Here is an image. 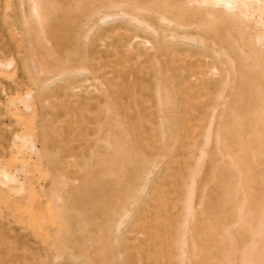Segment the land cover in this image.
Segmentation results:
<instances>
[{"label":"rangeland","instance_id":"1","mask_svg":"<svg viewBox=\"0 0 264 264\" xmlns=\"http://www.w3.org/2000/svg\"><path fill=\"white\" fill-rule=\"evenodd\" d=\"M41 1L44 12L42 28L40 24L34 23V27L31 28L30 32H27L23 24L22 12L27 14L30 12L29 1L25 0L23 3L24 5H22L20 0H0V154H3L4 150L6 151L5 157H10L11 151L14 148L16 149L15 143L20 145L19 141L17 139L15 140L18 134L27 135L29 139V141H27V147L31 142L35 143L36 149L31 150V156L25 159V164L19 161L15 163L14 167L12 165L13 169H17V175L20 177V182L22 181V184H20V182L19 184L22 186L20 187L19 184H16L20 187L16 189V185L14 184L16 190L14 188L12 189V196H21L18 198L16 196L11 197L16 200L18 204H22L20 207H24L23 204H27V200L26 198L24 199L25 201L21 200L24 198L22 194L24 195L29 179L35 177L37 195L38 193L40 194L37 199H40L39 201L42 206H45L53 188L55 191V188L58 186L57 184L55 187L52 183L53 175L55 174V177L59 176V183L60 178L63 182V185L59 184V188L57 187L54 193H56L55 195H59L63 202L60 203L58 201V203H60L58 205L59 207H64V211L61 210L63 214L61 213L62 217H60V220L63 223L65 221V224L61 221H59V224L56 221L48 223V227H41L43 229L41 230L40 227H36L32 225V223L30 224V218L27 216L28 212L26 213L27 210L24 214L22 210L21 214L23 221L21 220L20 223L19 220L17 221L18 215L16 213L11 214L4 206L2 209L3 212L0 211V236H2L0 238V246H2V248L0 247V255L1 258L3 257L2 264H83L81 263L83 260L80 258L77 259L81 261L77 259L75 261L74 259L77 256H81V258L82 256L86 257V250H88L87 257L91 259L89 264L92 263V260L94 261L92 264H103L102 260H105V258L113 259V264H228V255L231 254L229 251L232 252L233 250L232 241L230 243L229 240L230 236L228 238L229 234L225 232V228L229 226L232 227L238 246L234 264H241L242 247L250 240L251 226L257 224L255 220H257L260 214V208L262 207L261 196L264 194V140H262V136L257 133H248L249 125L245 124L242 126V95H238L237 92V85L240 81L239 73L235 77L236 81H230L225 87L222 83H218L212 89V92L215 94L220 91L222 93L218 95L219 97H217L216 100H214L215 98L211 100V102L215 101L214 104H216V117L214 116L215 129L213 128L214 133L208 146V154L210 153V157L201 160L199 170L196 173L194 193L195 214L189 225L191 227L189 229V236L186 244L187 251L182 258L183 263L177 260H180V258H175L179 256V251H177V247L172 245L179 239L181 233L184 231L178 225L181 224L183 220V202L186 194V185L189 182L190 170L196 166L198 161V159H196L198 151L196 150L199 149V141L201 139L197 136L198 132L194 130L198 127L197 120H199L198 118H200L201 115L198 116L197 111L196 113H190L188 118H186L187 116L184 117L185 115L182 114L180 116L178 115V109L180 108L185 112V106L183 103H178L177 108H174L171 102L174 98V87L177 82L174 78L175 71L171 70L162 78L163 87L160 90V95L163 101L160 105L157 104V95L154 93L156 91L153 80L151 79L152 73L147 77L146 82L150 90H148L147 87V89L144 90L145 92L141 95L143 89L138 85L132 87V91L136 92V96L142 98L146 97V99H142L144 103L141 100L142 103L138 109L141 110V115H144L149 124H154H152L153 126H147L148 123L146 121L143 123V130H145L144 132L148 135V140L154 138L158 139L156 136L159 137V135L154 136L151 134V130H153V132L158 130L161 110L163 113L165 111L168 114L166 119V136L163 139L160 138L161 140L159 139L151 143L149 148H144L148 159H138L136 161L137 167H141L142 165L145 166L144 168L146 171L142 173L144 179L140 177L141 180L139 178L135 180L134 176L132 177L129 175V167H126L128 171L123 177L117 175L111 176L110 179H108L109 176L108 178L100 177V174L106 167L107 159H101L96 155V152L101 153L106 151V155L108 156L111 152V148H109V150L105 147V145L108 144L106 140L110 134L115 133L116 135H120L121 131L118 130L119 128L116 126V120L118 119L116 108H111L108 111L107 109H100L107 101L105 97L113 90L111 83H113L112 80L116 77V72L122 67V65L117 64L118 60H122L126 57V53L128 54V64H130L128 68L130 74L128 72V75H131V77H128V80L130 81L132 79V82L136 84V75L140 74L141 67L150 65L148 63L149 61H147L148 55L154 54L155 52V49L151 47V45L155 44L156 41L163 42V40H165L169 43V45H166L167 43H164L165 41L163 42V44L166 45L165 50L168 55L165 54L161 56L160 59H164H161V61L164 62L165 60H173L175 58L174 64H176L180 70L179 73L186 75L183 82L190 85L195 93H198L196 83H198L199 80L197 76L192 75V69L189 67L190 64L196 61V57L192 55V51L198 47L197 41L194 42L198 36V31H195V27L196 25L199 26L201 20L203 23H207V20L209 21V19L213 17L209 18V16V19H206L207 17L201 13L198 15L191 13L187 18L186 16L188 15H186L184 19L187 23H191L192 25L196 23V25H193L195 29L192 27V30H190V28L187 31V28L185 29L183 27L177 30H175L176 28L174 27L169 30L166 25L167 23L158 18L159 14H157L156 11L141 16L144 17L147 24L153 26L158 31V34H155L154 32H146L138 28L133 21H127L128 17L136 15L131 10L127 11V17L116 15L117 9L109 6L110 0ZM127 1H138L139 4L145 7H153L149 0ZM178 1L179 3L183 2V0ZM189 2L191 3L192 0ZM94 11H98V14L93 18L92 14ZM194 15L195 17H193ZM213 19L215 22L214 26H211L210 31H217L214 33L217 42L215 46L218 48L219 52L222 53V56L214 65H210L207 68L208 75L203 77V79L205 81L206 79H210L219 82L228 75V67L225 63L227 60V52H229V54L230 52L232 53L230 43H235V38L239 39V32L235 30L234 26H231V24L230 28H227L226 24H228L229 21L227 22L228 19L225 17L220 19V22L217 21V17L216 20L215 18ZM215 24H218V27L215 26ZM212 27H217L218 29H212ZM116 28L117 30L119 28L121 29H119V31H114ZM179 29H185L187 32H190L195 39H183L185 34L182 35V33H185V31H180ZM174 30L177 31V33ZM171 32L174 33L172 34ZM123 33H125L124 36H122ZM190 33L187 35L191 37ZM229 33H231V37L228 35ZM165 34L168 36L166 35L164 39L161 38V36ZM176 34L177 36L174 38L173 35ZM178 34L182 36H178ZM244 36L245 41L250 40L252 42L248 32L244 34ZM155 37L159 39L156 40ZM179 37H182V39ZM139 38L150 42L147 43L145 47H142L139 44ZM177 40L178 42L180 41L181 44H175ZM30 43L32 44V50L35 52V57H33L29 50ZM170 43L174 45L171 44V47H167L170 46ZM130 44L133 49L129 52L128 46ZM176 45H179V52L178 55L174 57V55L171 56L173 53L170 52L176 49ZM251 45L253 46V43ZM251 45L244 46L245 53L252 52V50L250 52ZM234 46L235 45L232 47L236 55L237 48ZM139 47H141L142 56L137 60L135 58V53L138 51ZM172 47L174 48L172 49ZM167 48H171V50ZM224 52H226V54H224ZM86 56H88L91 62L94 59L92 62L93 64L100 65L98 77H93L96 71L94 67L92 68L90 63L85 62L84 57ZM244 56L247 57L246 55ZM171 57L174 58L172 59ZM32 59L38 64H41L42 67L49 69L48 73L40 75L44 78H49H46V82L48 83L46 86L48 87L45 86L43 88L39 81L33 80L31 76ZM202 59L209 58L204 56ZM9 62H12L11 65H9ZM163 65L165 64L163 63ZM84 78L87 79V82ZM72 79L73 82H75L73 83V88H71L73 91L65 90L64 92L62 89L59 90L66 81H72ZM77 83L79 84L77 85ZM56 87L58 89H56ZM149 91L150 93H148ZM202 91L203 90H201V92ZM125 93L126 92H121V95L124 96L122 97V99H124L122 102L127 104V102H130V96L128 93ZM18 95L19 97L17 98ZM168 96L171 97L168 98ZM23 97L26 98V101L31 106L28 110L24 108L23 99L25 98ZM86 98H90V101L87 102L85 100ZM147 99H150L149 104L147 103L149 100L145 101ZM200 99L203 102L208 101L206 94H202ZM192 101L196 105L199 104L198 97H194ZM145 103L149 107L146 106ZM150 103L152 106H150ZM233 107H236L238 110L237 116L241 119L237 118L233 121L234 114L231 112ZM16 110H20V112ZM121 113L124 115V120L128 121L126 115L123 114V112ZM177 116L179 118L184 117L182 120H186L189 123L188 125L184 124V126L182 125L180 127L179 144H177L178 142L176 140L177 143L175 142V146L177 145V149L173 146V150L172 144L174 141H172V136L175 130ZM148 117L150 119H147ZM207 118L208 117H206V119ZM218 131L221 133L220 142L216 141V132ZM242 141H244L245 145L242 144ZM63 142L64 144H62ZM12 145H14V148L11 147ZM170 147L172 153L174 152V159L164 157L166 155V150L170 149ZM189 147L192 149L191 152L188 149ZM56 148L59 149L58 153H61H59V155L61 158L63 157L62 160H64L62 162L60 161V165L54 166L55 169H53L49 164V157L46 153L52 154L56 152ZM91 149H93L92 151L95 152V154L91 152ZM187 150L190 153H188ZM36 151H40L41 153L39 158L37 157ZM228 151L239 157V159H236V165L242 170L244 178L243 185L242 173L238 172L232 159L225 156ZM188 154L192 155V159ZM188 156L190 157L189 159H187ZM145 161L147 162L145 163ZM86 163L88 164L87 169L85 168ZM168 168L170 169L169 171H171L169 173H167ZM164 170L167 171L165 172ZM147 172H149V175ZM145 173L148 176L143 175ZM162 174H164V176ZM97 176L101 178L100 180L98 179V181ZM168 176L171 177L169 178ZM113 177H116L115 180L118 181L117 183H115L116 181L113 182ZM119 177H121V179ZM103 178L106 179L107 182L113 179L111 180L113 183L109 182V186H107V182ZM137 180H139V182ZM103 181H105L104 183L106 186ZM92 182H95L93 184H96L97 187L96 185L88 184ZM100 184L104 185L107 192L105 190V192L102 191L104 187L99 188ZM117 185H122L121 187L123 188H121V193L118 192L120 188ZM91 186L96 188H92ZM128 188L130 189V193L134 191V189L136 190V196H134L135 194H133V192L131 193L132 195L127 194L130 196L129 198L132 197L131 200H127L128 196L125 194V190H128ZM245 190L251 198L247 207V218L249 221L242 225V218L240 217L239 210L242 206V191ZM85 192H87V194ZM102 192L104 193V197L101 196L103 194ZM117 193L123 194V196L121 195L122 198L120 194L117 195ZM93 194L97 195L93 196ZM107 195L108 197L112 196V199L108 198ZM101 197L102 199H100ZM149 197L151 198L149 199ZM113 198H115V201ZM119 198H121L119 201H121L123 205L118 201ZM134 198L137 199V202H141L138 203L140 204L138 207ZM96 199L98 200L96 201ZM103 199L104 205L108 204L107 206H104L103 203L101 204ZM158 200L159 202H157ZM73 201L76 202L74 203ZM98 201H100L99 204L97 203ZM118 203H120L119 206L116 205ZM112 205L118 207L117 213L124 218L125 222L118 230L115 227V229H113L115 224H110V227L115 233L112 230V242L108 241L109 243H105L104 240L102 242L101 239L99 240V238L96 237L100 234L99 227L103 228L107 223L106 220L109 221V223H114V220H120H117L119 218V216H117L118 214H115V212L113 213L114 206ZM172 205L174 207H172ZM73 207L76 208L72 209ZM136 207L138 210H133L136 209ZM70 209L72 211H70ZM124 209L129 210L128 215L123 213L125 212ZM102 210L104 213L102 212L101 214ZM130 210H133L134 214H131ZM116 216L118 217L117 219L113 218ZM88 217L90 220H98L99 222H97L99 225L95 221H93L95 222L94 224L92 222L90 223V220L89 222L88 220L85 222V219H89ZM15 219L16 221H14ZM111 220L113 221L111 222ZM138 222L140 223L137 224ZM57 223L60 225L58 226L59 228L65 226L67 232L62 227L63 230L60 229L62 232L64 231V233L60 232L59 229V231L57 230L59 233H56ZM77 223L79 226H77ZM85 224L88 226L84 227L86 226ZM31 226H34V228H31ZM1 228L3 230H1ZM33 229H36V231ZM81 229L83 230V233L80 232L82 236L78 233V230L81 231ZM44 230H47L49 235H46L47 232ZM38 235L41 236L40 238L43 237V241ZM50 235L51 238L49 237ZM57 235L59 238H57ZM53 237L56 242L53 241ZM115 237H117V239H114ZM44 238L47 239V241ZM64 241H68L67 244ZM8 243H10V245ZM102 243L106 245L107 251L105 249V251L100 250L103 245ZM3 246L5 247L3 248ZM9 246H11L10 249ZM86 246L88 247L87 249ZM98 246L100 247L98 248ZM160 247L161 249L159 250L158 248ZM61 248H64V250ZM67 248L72 249L70 250L72 252L70 255L68 254L69 251ZM169 248L170 252L168 253ZM96 251H98L100 255ZM80 253L81 255H79ZM67 254L69 256H71V254L76 256L68 257ZM155 255H157L156 258ZM259 255H256V259L260 258ZM89 258L88 261L90 260ZM85 259L84 264H88V261Z\"/></svg>","mask_w":264,"mask_h":264},{"label":"bare ground","instance_id":"2","mask_svg":"<svg viewBox=\"0 0 264 264\" xmlns=\"http://www.w3.org/2000/svg\"><path fill=\"white\" fill-rule=\"evenodd\" d=\"M24 1L25 0H20V3H22V5H24L23 4ZM28 1H29V4H30V12L28 14L22 12V17H23V24H24L25 28L27 29V32H30L31 28L34 27V25H33L34 23L40 24L41 28H42L44 12H43V7H42V1L41 0H28ZM149 1L152 3L153 7H145V6L141 5V4H139L138 1L137 2H130V1H127V0H110L109 6L117 9V12L115 13L116 15H121V16H125V17H127V15H128L127 11L131 10L136 15H131V17H128L127 21H133V22L136 23L138 28L143 29L146 32L147 31L154 32L155 34L156 33L158 34V31L153 26L147 24L145 22V20H144V17H141V16H145L147 14H150V12H154V11H156L157 14H159L158 18L160 20H162V21L167 23L166 25L169 28V30H171V28H174V27L176 28L175 30H177L178 28H182V27L185 28V29L187 28V31L190 28H191L190 30H192V27L193 28L195 27L193 25H196V23H194L193 25L191 23H187V21L184 19L185 16L188 15V16H186V18H187V17H189V14H191V13L195 14V15H198L199 13H201L202 15H205L207 17L206 19H209V18L213 17L216 20V17H217V19H218L217 21L218 22H220V19L225 17L226 19H228L227 22L228 21L230 22V23L228 22V24H226L227 28L229 29L230 28V24H231V26H234V29L239 32L238 33L239 39L235 38V40H234L235 43H230V49H231L233 54L231 52H230V54H229V52H227V60L225 61V63L227 64V67H228V75L224 79L219 81V82L212 81L210 79H206V81H205L203 79V77L208 75L207 68L210 65H214L215 62L218 61L219 58L222 56V53H220L218 48L215 46L217 44L216 37L214 36L215 35L214 33H215L216 30H212L214 32L210 31L211 26H214V22H215V21H213L214 19L212 18V19H209V21L207 20V23H203V21L201 20V23H199V26L196 25V27H195L196 29L195 28L194 29H195V31H198V33H197L198 36H197V39L194 40V42L197 41L198 47H196V49L192 51V55H194V57H196V61H194V63L190 64L189 67L192 69V71H191L192 75L197 76V78L199 80L198 83H196L198 93H195L191 89L190 85H188L185 82H183V79H185L186 75L183 74V73L180 74L179 73L180 70L178 69L177 65L174 64L175 60H176L174 57L176 55H178V52H179L178 51L179 50L178 47H179V45H176L177 47H175L176 48L175 50H171V48L170 49L167 48V49L171 50V52L169 50H167V51H169L170 53H173L171 56L174 55V57H171V58L172 59L174 58L175 59V60L173 59L174 61L173 60H165L164 62L161 61V59H163V58L160 59V57L166 54V50H165L166 49V45H169V43H167L165 40H163L166 37L167 34L162 35L163 37L161 36V38H163L162 39L163 42L165 41L164 43H167L166 45L163 44V42H160V41H156L155 44L151 45V47H153L155 49V52H154V54L148 55V60L146 59L147 61H149L148 63L150 65L147 64L148 66L141 67L140 74L138 73L139 75H136V77H137L136 78L137 80L135 79L136 84L134 82H132L133 80L131 78H130L131 79L130 81L128 80V77L129 76L131 77V75H128V72H129L128 68H129L130 64H128L129 57H127L128 54L126 53V57L123 58V59L121 58L122 60H120V61L118 60V62H117V64L122 65V67L120 66L121 68L116 72V77L112 80L113 83H111V84L113 86V90L110 93L111 95L109 94L107 97H105V98H107V101H106V103L104 104L103 107L102 106L100 107L101 110H104V109L106 110L107 109V111L110 110L111 108H116V112H117V115H118V119L116 120L117 121L116 122V126H117V128H119L118 130H121L120 131V135H116L115 133L110 134V136L106 140L108 144L105 145V147L108 148V149L111 148V152L109 153L108 156L106 155V153H107L106 151L101 152V153L96 152V155H98L99 158L104 159V160L107 159L106 160V167H105L104 171L101 174L100 173L99 174L101 175L100 177H104V178L105 177L108 178V176H109L108 179H110L111 176H114V175L123 177V176L126 175V172L129 170L130 171L129 172L130 174L128 173L129 175H131L132 177L134 176L135 180H136V178L137 179L139 178L141 180L140 177H142V173H144L146 171L145 168H144L145 166L142 165L141 167H137L136 161L138 159H144V160L148 159V157H147V155H146V153L144 151V148L145 147L149 148V145H151V143H153L154 141L159 140L160 138L163 139L166 136V129H167L166 119L168 117V114L165 111L163 113V111L161 110L160 121L158 122L159 124L157 123L159 125L158 126V130H157L158 132L157 131L153 132V130H151L153 132V133L151 132V134H153L154 136L155 135H159V137L156 136L158 139L154 138L152 140H148V135L144 132L145 130H143V128H144L143 127V123L146 121V118L144 117V115H141L142 112H141L140 109H138V107L141 106L140 104L143 101L142 99H144V98L146 99V97L142 98V97L136 96L135 95L136 92L132 91V89H133L132 87L134 85H138L141 89H143V92L141 93V95H142L145 92L144 90H146L147 87L149 86V85H147L146 82H147V77L150 76L151 73H152L151 74V79L153 80V84H154L155 91H156V92H154V90H153V92L156 93V95H157V104L160 105L162 103V101H163V99L161 98V95H160V90L163 87L162 78H163V76H165L168 72H170L172 70V71H175L174 72V78L176 79L177 82H176L175 87H174V94H173L174 98H173V100L171 102L173 103L174 108H177V104L178 103H180V104L183 103V105L185 106V112L179 108L178 109V115L180 116L182 114V115H185L184 117L187 116L186 118H188V115L190 113H196V111L198 112V116L201 115V117L198 118L199 120H197L198 127H197V129L194 130V131L198 132V133L196 132L197 136L201 139L199 141V144H200L199 149L196 150V151H198V154L196 156V159H198V161H197L196 166H194L190 170L189 182L186 185V194H185V198H184V202H183L184 203L183 220H182L181 224L178 223L179 224L178 226L181 229H183L184 231L181 233V236L179 237V239L176 240V242H174V244L172 245V246L177 247V251H179V253H178L179 256H177L175 258L176 259L180 258V260L179 259H177V260L179 262L181 261V263H183V259L182 258L186 254V251H187L186 244H187V241H188L189 229L191 227L189 225H190L191 219L193 218V216L195 214L194 213V211H195V208H194V193H195V186H196V183H195V181H196V173L199 170V165L201 163V160L205 159L206 157H210V155H209L210 153L208 154V150H209L208 146H209V144H210V142L212 140V136H213L214 129H215L214 128V121H215V117H216L215 116L216 104H214L215 101L211 102V100L214 99V98H215L214 100H216L217 97H219L218 95H221V93H222L221 91L219 93H217V94L212 92V89L216 86V84L222 83V85L225 87L226 85L229 84L230 81H233V80L236 81L235 80L236 75L238 73L240 74V81H239V83L237 85V90H238L237 92H238V95H242V126L245 125V124L249 125L248 133H250V132L257 133V134L261 135L262 136V140H264V0H192L191 3L189 2L191 0H185V1L183 0V2H181V3H179L178 0H177L178 3H177L176 0H149ZM97 14H98V11H94L93 14H92V17L94 18ZM195 15L193 17H195ZM201 18H202V16H201ZM189 19H192V18H189ZM206 19H204V20H206ZM217 25L215 24V26H217ZM219 25H222V24H219ZM217 27H212V29L213 28L216 29ZM119 29H121V28H119ZM119 29L117 30V28H116L114 31H116V30L119 31ZM185 29H182V30L179 29L180 31H183V30L185 31V33L184 32L182 33V35L185 34L183 36V39H189V40L192 39L193 36L191 35V33L187 32ZM226 31L229 32L228 30H226ZM175 32L177 33V31H175ZM247 32L250 35V37L252 39V42L250 40H246L245 41L244 34H246ZM171 33L173 34L174 32H171ZM188 33H190L191 37L189 35H187ZM124 34L125 33H123L122 36H124ZM230 34L231 33H229L228 35L231 37ZM182 35L178 34V36H182ZM175 36H177V34L173 35L174 38H175ZM179 38L182 39V37H179ZM155 39L157 40L159 38L155 37ZM176 39H177V37H176ZM193 39H195V38H193ZM29 42H30V40H29ZM149 42L150 41H148V40L139 38V44L142 47H145L146 44L149 43ZM177 42H178V40L176 41L175 44H181L180 41L178 43ZM252 43H253V46L251 45ZM171 44L174 45L173 43H170V46H167V47H171L172 46ZM31 45L32 44L30 43L29 50L32 53L33 57H35V52H34V50H32ZM126 45H128V44H126ZM233 45H235L234 47L237 48L236 55H235V52H234L235 50H233V47H232ZM245 45H249V46L251 45L252 46L250 48V52L252 50L251 53H245L244 52V46ZM173 48L174 47H172V49ZM132 49H133V47L130 44L128 46V51L130 52ZM169 52H167V53H169ZM224 54H226V52H224ZM248 54H250V55H248ZM166 55H168V54H166ZM244 55H246L247 57H245ZM141 56H142L141 47H139L138 51L135 53V58L137 60H139L141 58ZM204 56L209 58V59H202V57H204ZM84 59H85L86 63H90L91 64L92 68L94 67V70L96 71V74H94L93 77H98L99 76L98 75V70H99L100 65L98 66V64H96V65L93 64L92 62H93L94 59L91 62V60L88 58V56L84 57ZM11 63L12 62H9V65H11ZM32 63L33 64L31 66V71H32L31 76H32L33 80H35L37 82L39 81L40 85L44 88L48 84L46 81L49 78L46 77L47 78L46 79V78H44V77H42L40 75L41 74L44 75V74L48 73L49 69L42 67V65L38 64L34 59H32ZM163 63L165 65H163ZM95 71H94V73H95ZM129 74H130V72H129ZM76 75H78V74H76ZM86 78H84V79L87 82ZM232 78H234V79H232ZM88 80H90V79H88ZM81 81H83V80H81ZM178 81L182 83V86H181V83H179ZM73 83H75V82H73V79H72V81H66L65 84L62 85L59 88V90L62 89V90H64V92H65V90H72L71 88H73V85H74ZM78 84L79 83H77V85ZM138 86H136V87L139 88ZM234 86H235V84H234ZM46 87H48V86H46ZM80 88H82V87H80ZM149 88L150 87H148V90H150ZM56 89H58V88L56 87ZM201 90H203V91L201 92ZM121 92H126V93L129 94V96H130L129 97V101H130L129 103L127 102V104H124L122 102L124 100V99H122V97H124L123 96L124 94L122 93L123 95H121ZM66 93H67V91H66ZM148 93H150V91ZM202 94H206V96L208 98L207 102H203L200 99ZM137 95H140V94H137ZM29 96H30V94H29ZM18 97H19V95L17 96V98ZM25 97H23V98H25ZM170 97L171 96H168V98H170ZM194 97H198L199 98V104L198 105L193 103L192 99ZM17 98H15V99H17ZM147 98H148V96H147ZM152 98H153V96H152ZM11 100H10V103H11ZM85 100L87 102H89L90 98H86ZM145 101H148L147 103L149 104L150 99H147ZM23 102H24L23 104L25 105L24 106L25 109L28 110L29 108H31V106L26 101V98L23 99ZM143 103H144V101H143ZM145 104H142V105H145ZM146 106H148V105L146 104ZM150 106H152L151 103H150ZM18 107H20V106H18ZM150 109H149V111H150ZM16 111L20 112V110L19 111L16 110ZM237 111L238 110L236 109V107H233L231 109V112L234 114L233 121H235L237 118H239L237 116V113H238ZM121 112H123V114L126 115V117L128 118V121L124 120V115H122ZM30 115H32V114H30ZM206 117H208V118L206 119ZM183 118H179L177 116V119L175 121V130H174V133H173V136H172V141H174V143L172 142L173 143L172 144V149L173 150H174L173 146L177 149V145L175 146L176 140L178 142V143L177 142L176 143L179 144V139L178 138H180L179 137L180 127L182 125L184 126V124L188 125V123H189L186 120H185L186 122L184 120H182ZM147 119H150V118L148 117ZM151 119H153V118H151ZM239 119H241V118H239ZM152 124L153 123H151V124L148 123L147 126L148 125L151 126ZM153 128H155V127H153ZM156 128H157V126H156ZM116 132H118V131H116ZM248 133H247V135H248ZM151 134H150V136H151ZM150 138H152V137H150ZM16 139L19 141L20 145L15 143L16 144L15 145L16 149L13 147L14 145L11 146L15 150L13 149L11 151V149H10L11 153H10V157L9 158L5 157L6 156V153H5L6 151H4V150H3V152L5 154L4 153L0 154V211L3 212L2 209L5 206V208L8 209L11 214H15L16 213L18 215L17 221L19 220L20 223H21V220L23 219L21 212L23 210V214H24V212L27 210L26 213L28 212L27 216H29L28 218H30V221H29L30 224L32 223V225H35L36 227H40L41 230H43L41 227H44V226L48 227V225H47L48 223H52V222H56L57 221L60 224L59 221H61L60 217H62L61 213L63 214V211H64L63 208L64 207L63 208H62V206L59 207L58 204L63 203V202L61 201L60 196L59 195H55L56 193H54L56 191L57 187L59 186V184L63 185V182L61 181V178H60V183H59V180H58L59 176L55 177L54 176L55 174L53 175V182L52 183H53V185L55 187H56L57 184H58V186L55 188V191H54V188H53L52 193L49 196L50 198L47 199V202H46L45 206H42V204L39 201L40 199L39 200L37 199V198H39L38 195H40V194L38 193V195H37L36 184H35V179L36 178L35 177H32V178L29 179L28 186H27V188H26V190L24 192V195L22 194V196H24V198L23 197H21L23 199L20 198L21 200H24L26 198L27 204H25V205L23 204V206L25 208L24 207H20L22 204L21 203L18 204L16 200L12 199L13 196H16V195L12 196V193H13L12 189L15 187L16 184H19V182H20V177L17 175L18 173L16 172L17 169H15V168L13 169V167L15 166V163L19 162V161L22 162L23 164H25L26 163L25 159H28L31 156L30 155L31 150L32 149L33 150L36 149V145H35L34 142H31V144L27 147V144H28L27 141H29L27 135L18 134L15 137V140ZM216 141L217 142L221 141V133H220V131L216 132ZM62 144H64V142ZM242 144L245 145L244 141H242ZM2 148L4 149L3 146H2ZM67 148H69V147H67ZM196 148H198V147H196ZM188 149L191 152L192 149H190V147ZM58 150L59 149L56 148V152H53L52 154H50L48 152L46 153L47 156L49 157L48 158L49 164L53 167V169H55L54 166L60 165L59 164L60 161L62 162L64 160V159L62 160L63 157L61 158V156L59 155L60 152L58 153ZM92 150L93 149H91V152L93 154H95V152H93ZM187 152L190 153L188 150H187ZM36 153H37V157L39 158L40 154H41L40 151H36ZM188 155L190 157L192 156L190 154H188ZM189 156H188L187 159L190 158ZM225 156L228 157L229 159H232L234 165L237 167L238 172L242 173V170L236 165V163H237L236 159H239L238 155H235L232 152L228 151V152H226ZM164 157H169V159H174L175 155H174V152L172 153L171 147H170V149L166 150V155ZM166 159H168V158H166ZM191 159H192V157H191ZM146 162L147 161H145V163ZM12 165H13V167H12ZM87 165L88 164L86 163L85 164V166H86L85 168L86 169H87ZM126 167H129V169L126 170ZM53 169H52V171H53ZM169 170L170 169L168 168V172L167 173L171 172ZM148 173L149 172H147V174ZM147 174L145 173L143 175L148 176L149 174L148 175ZM180 174H182V173H180ZM102 175H105V176H102ZM162 175L164 176V174H162ZM97 177H98L97 181H98V179L99 180L101 179V178H99V176H97ZM168 177L170 178L171 176H168ZM115 178L116 177H113L114 180L113 179H111V180H113V182L116 181L115 183H117L118 181L115 180ZM119 178L121 179V177H119ZM95 179H96V177H95ZM142 179H144V178L142 177ZM104 180L107 182L106 179H104ZM111 180H109V182H112ZM97 181H96V183H97ZM105 181H103V183ZM137 181L139 182V180H137ZM99 182H98V184H99ZM109 182L106 183L107 186H109V184H108ZM119 182H120V180H119ZM162 182H163V180H162ZM93 183H95V182L88 183V184L96 185V184H93ZM243 183H244V178H243V173H242V185H243ZM20 184H22V181L20 182ZM106 184H105V186H106ZM19 185H16L15 188L19 189L22 186V185H20V187H19ZM90 185H88V186H90ZM117 186H119L120 190L118 189V192H120L121 188H123V187H121L122 185L121 186L117 185ZM39 187H40V185H39ZM96 187H97V185H96ZM96 187H94V188H96ZM101 187H104V185L100 184L99 188H101ZM126 187H128V186H126ZM41 188H43V187H41ZM99 188H97V189H99ZM105 189L106 188L104 187V189H102V191H104ZM124 189H127V188H124ZM38 190H39V188H38ZM129 190H130L129 188H128V190H125L126 191L125 192L126 195L127 194L128 195H132L131 194L132 192H133V194L136 193L135 189H134L135 192L131 191V193H130ZM22 192H23V190H22ZM85 193L87 194V192H85ZM97 193H98V191H97ZM108 194H109V192H108ZM119 194L117 193V195H119ZM123 194H124V192H123ZM123 194H120V197H121V195L123 196ZM95 195H97V194H93V196H95ZM103 195H104V193L101 196H103ZM20 196L21 195L16 196V197L18 198ZM134 196H136V194ZM86 197H88V196H86ZM107 197H108V195H107ZM111 197L112 196H110L108 198L112 199ZM129 197L130 196H128L127 200H131L132 197L131 198H129ZM261 197H262V200H261V206L262 207L260 208V214L258 215L257 220H255V221H257V224L256 225L254 224L253 226H251L252 228L250 227L251 228V230H250V232H251L250 240L242 247V257H241L242 263L241 264H264V194ZM98 198H99V196H98ZM115 198H113L114 201H115ZM121 198H119L118 201ZM124 198H126V197H124ZM136 198H134V199L137 202ZM150 198L151 197H149V199ZM250 198H251V196H249V194L247 193L246 190L242 191V206H241V208L239 210L240 217L242 218V225H243V223L245 224V223H247L249 221V219L247 218V213H248V210H247L248 208L247 207H248V202H250ZM20 199H17V200H20ZM100 199H102V197ZM134 199H133V201H134ZM97 200L98 199H96V201ZM106 200H107V198H106ZM159 200L157 202H159ZM58 201L60 203H58ZM103 201H104V199L102 200L101 204L103 203ZM73 202L75 203L76 201H73ZM73 202H72V204H73ZM119 202L122 203L121 201H119ZM166 202H167V200H166ZM97 203L99 204L100 201H98ZM105 203H107V202H105ZM120 203H118L116 205L119 206ZM138 203H141V202H137V204ZM72 204H71V206H72ZM100 205H98V206H100ZM103 205H104V203H103ZM107 205H104V206H107ZM122 205H123V203H122ZM139 205L140 204H138L137 207ZM145 205H146V203H145ZM71 206H70V208H71ZM96 206H97V204H96ZM112 206H114V205H112ZM137 207H136V209H133V210H135V211L138 210ZM172 207H174V206L172 205ZM75 208L76 207H73L72 209H75ZM94 208H95V206H94ZM97 209H99V208H97ZM61 210H63V211L61 212ZM100 210H101V208H100ZM103 210L101 211V214H102V212L104 213ZM113 210H114L113 213L115 212V214H116L118 212V207L114 206ZM70 211H72V210L70 209ZM122 211H123V209H122ZM128 211L129 210H125V212H123V213L128 215V213H129ZM132 211H131V214H134V211L133 212ZM106 212H108V211H106ZM6 213H7V210H6ZM165 213H167V212H165ZM72 215H73V212H72ZM119 215L120 214H118L117 216H119ZM104 216H106V215H104ZM117 216L113 217V218L117 219L118 218ZM102 217H103V215H102ZM102 219H104V218H102ZM86 220H88V222H89L90 218L89 219H85V222H86ZM113 220H111V222ZM117 220H119V221H115L114 220V223L113 222L109 223V221L106 220L107 223L105 224V226L103 228L99 227V229H100L99 230L100 234L98 233L99 236H96V235L95 236L97 238H99V240L101 239L102 242H103V240H104L105 243H109L108 241L112 242V240H113L112 230L115 229V228L117 230L120 229L122 224L125 222L124 218H122V216H119V218ZM162 220H163V218H162ZM14 221H16V219ZM72 221H74V220H72ZM93 221H95V220L94 219L90 220V223L92 222L94 224L96 222L98 224V222H99L98 220H96L95 222H93ZM255 221H254V223H255ZM58 223H57L56 231L59 229L60 232H62V230H63L62 227L63 226L60 227L62 229L61 230L58 227V226H60ZM62 223H61V225H62ZM139 223L140 222H138L137 224H139ZM22 224H25V223H22ZM63 224H65V221H64ZM86 224H88V223H86ZM97 224H95V225H97ZM110 224L111 225L115 224V226H113V229L110 227L111 226ZM141 224H142V222H141ZM28 226H29V224H28ZM77 226H79V224ZM87 226L88 225H86L84 227H87ZM133 226H134V224H133ZM32 227L34 228V226H31V228ZM63 228L65 230L66 227L64 226ZM242 229H243V226H242ZM1 230H3V229L1 228ZM104 230H105V232H104ZM34 231H36V229ZM58 231L56 233H59ZM78 231H79L78 233H80L83 230L81 229V231L80 230H78ZM97 231H98V229H97ZM41 232H43V231H41ZM45 232H47V230ZM113 232H114V230H113ZM225 232L227 234H229L228 238L230 236L229 240H230V243L232 241V247H233L232 252L229 251L231 254L228 255V261L227 262H228V264H234L235 260H236V253H237V250H238L237 242H236V239H235L236 237H235V235H234V233L232 231V227L231 226H229L228 228H225ZM62 233H64V231ZM82 233H80V236H82ZM41 234H39V235H41ZM46 235H49L48 232L46 233ZM157 235H159V234H157ZM42 236H43V234H42ZM53 236H54V234H53ZM1 237L2 236H0V238ZM40 237L41 236H39V238ZM46 237H48V236H46ZM49 237L51 238V235ZM42 238H40V239H42ZM55 238H56V235H55ZM55 238L53 239V241L55 240ZM57 238H59L58 235H57ZM114 239H117V237H115ZM154 239H156V238H154ZM45 240L47 241V239H45ZM50 240H52V239H50ZM42 241H43V239H42ZM51 242H49V243H51ZM54 242H56V241H54ZM64 242H66V244H67L68 241H64ZM166 242H168V241H166ZM8 244L10 245V243H8ZM84 245H85V243H84ZM99 245H100V243H99ZM11 246H9V249L11 248ZM0 247L2 248V246H0ZM4 247L5 246H3V248ZM99 247L100 246H98V248ZM1 248H0V254H1ZM87 248L88 247L86 246V249ZM61 249L64 250V248H61ZM82 249H83V247H82ZM104 249L106 250V245L105 244L102 245V248H100V250L105 251ZM158 249L160 250L161 247L158 248ZM171 249H172V247H171ZM67 250L69 251V253L68 252L67 253L70 255V253H72L70 250H72V249L67 248ZM67 250H65V251H67ZM166 250H167V248H166ZM86 251L88 252V250H86ZM87 252H86V255L83 254L86 257L82 256V258H81V256L80 257L77 256L74 260L76 261L77 258H80L81 260H83V262H81V263L84 264V259L87 258L85 260L88 261V258H89V257H87V255H88ZM96 252L98 253V251H96ZM169 252H170V248H169L168 253ZM259 253H260V255H259ZM68 254H67L68 257H71V256L75 257L76 256V255L74 256L73 254H71V256H69ZM98 254L100 255V253H98ZM101 254H102V252H101ZM79 255H81V253ZM103 255H104V252H103ZM113 255H114V253H113ZM147 255H149V254H147ZM161 255H163V254H161ZM256 255H259L260 258L256 259ZM2 256H3V254H2ZM156 256L157 255H155V258H156ZM171 256H169V257H171ZM102 257H104V256H102ZM2 258H1V255H0V264H2ZM80 259H77V260L81 261ZM109 259H106V258H105V260L103 259L102 263L103 264H113V259H110V260ZM170 260H171V258H170ZM90 261H91V259L88 261V264H89ZM162 261H165V260H162ZM77 263H79V262H77ZM92 263H94L93 260H92Z\"/></svg>","mask_w":264,"mask_h":264}]
</instances>
